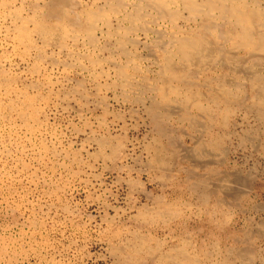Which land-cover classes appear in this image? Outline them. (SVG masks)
<instances>
[{
	"label": "rangeland",
	"instance_id": "rangeland-1",
	"mask_svg": "<svg viewBox=\"0 0 264 264\" xmlns=\"http://www.w3.org/2000/svg\"><path fill=\"white\" fill-rule=\"evenodd\" d=\"M52 1L0 0V264H264V114L235 67L253 62L214 52L179 83L165 61L187 11L64 0L76 22L101 13L94 38H46L32 20L57 24ZM220 80L241 95L227 127Z\"/></svg>",
	"mask_w": 264,
	"mask_h": 264
},
{
	"label": "bare ground",
	"instance_id": "bare-ground-1",
	"mask_svg": "<svg viewBox=\"0 0 264 264\" xmlns=\"http://www.w3.org/2000/svg\"><path fill=\"white\" fill-rule=\"evenodd\" d=\"M64 2H65L64 0L52 1L53 10L49 12L48 15H52V18L55 17L53 16L54 14L58 15L60 20L57 19L58 16L57 18L55 17L57 20H59L57 24H50L47 22L46 19L32 20L34 26L33 30L35 31V33H38L39 35L48 38L47 36L53 34L54 30L56 32L57 29L55 28H62L63 32L67 33L68 32L67 29L70 26H73L75 23L79 22V21L77 22L74 21L73 18L69 16V13L67 14V12L63 9L66 8V6L64 7L65 5ZM71 2L73 3V0ZM148 2L153 7H156L166 12L167 13L166 15H169L173 21L180 19L181 15L176 10L170 12V9L174 7H177L178 9H183L189 13V17H187V19L185 20L188 21V23L189 22L194 23V28L187 29V28L176 27L175 30H173L171 35L172 45L175 48L174 51H176L175 55L179 58L180 62L176 63L174 60H176L177 58L174 59V55L168 52L167 59L165 61V74L169 75L172 80H175L179 83L185 82L190 74V71H188V69L185 68L187 67L186 64L196 63V62H197L196 64H198L200 59L202 58L205 59L206 57L214 56V54H217V56H219L222 60H225L226 58L228 59L229 57V60L232 61V62L230 61L229 64L230 63L234 64L236 63L235 62L236 60H232L234 59L233 56L236 57L238 53H243L246 57L249 58V62L250 61L253 62L252 64L253 66L251 67L249 65L247 66L248 62H246L247 61L246 59V61L242 63L237 62V64L239 65L241 64V66H235V67H238L237 71L243 72L246 75L245 79L248 80V87L252 91V93L249 96V99L251 100L250 108L257 109V111L260 110L261 113L264 114V75L262 76V72H261L264 69L261 68L262 60L260 57V56L264 57V2L263 1L148 0ZM66 4L68 5L69 2ZM73 9H71V11H73ZM101 16H102L101 13L89 11L87 14H84V16L82 15V19L79 18L82 20V22L81 23L79 22L78 24L75 25H78L77 27L79 28V30L81 32H84V34H87L89 38L93 40L94 32L97 29V25ZM48 17L50 18L51 16ZM132 17L133 16H131L130 19H133ZM43 18H47V17H43ZM78 28L76 30H78ZM16 31H17L18 39L21 42L26 43L28 39L30 40L28 29L26 28L25 25L17 27ZM213 40L223 41L229 46V50H227L224 47V45L216 48L213 44L214 43ZM208 59L210 60V58ZM238 60L240 61V59ZM223 66L227 67L225 65ZM260 68L262 70H260ZM217 91H216L217 94H215L214 96V100L216 103L221 104L219 105V107H221L222 105L224 106L220 110L221 114H219L220 125L227 127L228 120L232 113V110L229 105L233 103L237 104L236 102L240 101L241 95L239 93L238 94L232 93L227 88V84L225 83V81L222 80H220L219 90ZM169 93L175 96L180 95L179 94L180 92L177 89H172V90L170 89L169 92L166 89L164 92L162 90L161 94L166 102L169 100L168 98ZM243 98L244 97H242V99ZM194 106L197 110L206 114L209 113L211 115V112H209L208 108H205L202 105H199L198 103H195ZM211 144L215 148H220L221 146L216 139L212 140ZM261 145L263 146L264 149V138H263V143ZM222 183L223 182H221V184ZM205 184L199 183L196 186V188H198V186L203 187L205 186Z\"/></svg>",
	"mask_w": 264,
	"mask_h": 264
}]
</instances>
